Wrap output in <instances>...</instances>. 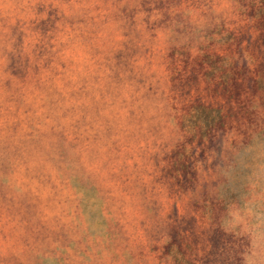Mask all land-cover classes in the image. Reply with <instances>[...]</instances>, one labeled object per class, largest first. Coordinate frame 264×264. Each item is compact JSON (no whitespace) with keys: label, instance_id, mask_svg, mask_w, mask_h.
<instances>
[{"label":"rangeland","instance_id":"1","mask_svg":"<svg viewBox=\"0 0 264 264\" xmlns=\"http://www.w3.org/2000/svg\"><path fill=\"white\" fill-rule=\"evenodd\" d=\"M0 264H264V0H0Z\"/></svg>","mask_w":264,"mask_h":264},{"label":"trees","instance_id":"2","mask_svg":"<svg viewBox=\"0 0 264 264\" xmlns=\"http://www.w3.org/2000/svg\"><path fill=\"white\" fill-rule=\"evenodd\" d=\"M222 120V116L220 114V111L217 108H214L213 114L211 116V120L210 123L212 124H216L219 123ZM209 125V126H211Z\"/></svg>","mask_w":264,"mask_h":264}]
</instances>
